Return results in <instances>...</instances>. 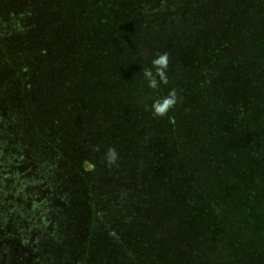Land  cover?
<instances>
[{"label":"trees","instance_id":"1","mask_svg":"<svg viewBox=\"0 0 264 264\" xmlns=\"http://www.w3.org/2000/svg\"><path fill=\"white\" fill-rule=\"evenodd\" d=\"M247 108L264 111V0H0V264H264L217 210L233 194L213 171L254 155Z\"/></svg>","mask_w":264,"mask_h":264},{"label":"rangeland","instance_id":"2","mask_svg":"<svg viewBox=\"0 0 264 264\" xmlns=\"http://www.w3.org/2000/svg\"><path fill=\"white\" fill-rule=\"evenodd\" d=\"M38 45L41 46V44ZM41 59L42 49H37L32 55L31 59L24 60L26 62V65L23 67V69H42ZM258 111L259 109H256V112H254L251 109L247 108L243 111V113L240 114L242 119L238 117V121L242 120L243 123L247 121V124H249V129L254 130V132L248 131V133L254 134V138H252V135H247L246 138L241 140L243 141L242 144L244 145H247V141L248 144H250V149L246 148L245 151L250 152L251 150L253 151L252 154H254L249 158L248 165H235L234 162L231 163L232 161L230 159L229 164H222L219 167L217 166V169L213 172H216V174L217 172H219V176L220 178H222L221 186L224 189L223 191H229L233 194L231 197H225V195L223 194H218L216 197L219 202V207H217V210L220 212H222L223 210H229L231 213V217L224 221V228H238L239 231H237V234L234 235V239L239 242L242 247L246 246V242L252 244L253 247H258L264 255V139H261V142L259 143L255 138L258 136L264 138V135L257 130L258 125L263 124L264 126V111L261 115L258 114ZM238 149L244 151L245 148L238 147ZM234 161L236 162L237 160L234 159ZM78 186L80 185L78 184ZM92 192L94 194L95 192H98L97 194H99V188L95 187L94 189H92ZM97 194H95V196ZM83 198L88 199V196L85 194ZM130 200H132V206L134 205V211L136 215L140 216L141 211L138 209L139 206L136 196L134 199L132 198ZM165 206L166 205L163 204L162 208H164ZM75 208L77 209V214H79L78 218H80L81 221L82 219L84 220V218H82L81 216L83 214L82 210H85V208L79 207L78 204L75 205ZM198 208L199 206L196 207V210H198ZM161 210L155 212L151 217H146L151 218L146 220L148 222H150L151 220V223L158 225L159 218L163 219L164 215V212H161ZM170 210L171 209L167 206L166 214ZM214 210L216 212V216L219 218L218 211L216 209ZM111 211L112 209H110L109 212ZM155 217L158 220H156ZM173 217L174 216L171 217V220ZM102 219L105 221V225H109L108 221L106 222L105 218L102 217ZM125 219L127 220V218ZM113 233V236L117 238V231H113ZM215 233H217V231H214V234ZM115 240L117 241L119 240V238ZM229 240H231V238L227 239V241ZM99 241L101 242V240ZM106 253L107 252H105V254ZM88 259L89 261L94 260L90 252H88L87 260ZM200 262L201 264H207L208 260L204 257L200 259ZM73 263H79L77 258ZM208 264L213 263L209 260Z\"/></svg>","mask_w":264,"mask_h":264},{"label":"clouds","instance_id":"3","mask_svg":"<svg viewBox=\"0 0 264 264\" xmlns=\"http://www.w3.org/2000/svg\"><path fill=\"white\" fill-rule=\"evenodd\" d=\"M168 63V56L167 53L159 55L156 59L152 61L153 67L156 69V76L160 77V83H167V76L165 73V69ZM145 78L148 79V86L151 88H156L158 86V82L153 76V72L151 69H146L143 72ZM176 103V97L174 90L169 93L167 97L162 100H158L153 104V112L155 115L163 116L169 108L174 106ZM111 156L114 158L115 153L114 151L110 150Z\"/></svg>","mask_w":264,"mask_h":264}]
</instances>
